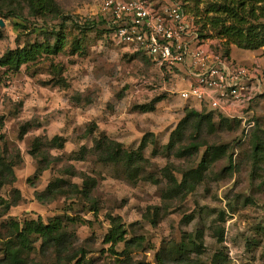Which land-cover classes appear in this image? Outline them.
<instances>
[{
    "label": "rangeland",
    "instance_id": "1",
    "mask_svg": "<svg viewBox=\"0 0 264 264\" xmlns=\"http://www.w3.org/2000/svg\"><path fill=\"white\" fill-rule=\"evenodd\" d=\"M56 1L60 19L31 16L24 4L0 2V58L36 43L53 45L57 34L64 37L63 49L55 55L15 72L0 68V157L17 178L0 189V198L12 203L16 191L21 194L9 211L0 206V264L9 220L38 217L45 223L63 218L75 236L73 253L83 250L88 264H160L159 255L167 264H177L170 257L172 247L199 232L203 244L192 254L198 264H264V157L256 158L253 152L255 132L264 144V93L250 108L248 119L256 120L251 134L242 124L221 129L220 118L214 116L215 130L204 127L196 134L194 121L180 143H200L199 152L184 157L176 150L167 152L163 148L187 109L201 110L199 104L180 98L179 91L186 88L182 72L164 71L144 52L119 44L103 12L104 0ZM159 1L186 6L185 12L202 26L206 17L218 16L208 11L219 0H203L200 6ZM205 34L222 44L210 25ZM233 47L230 61L255 70L264 86V49ZM147 134H154L150 141L156 139L144 152L150 167L132 179L124 166L102 162L94 148L95 140L105 135L127 150H137ZM211 146L225 152L196 190L164 200L169 173L181 182ZM156 150L160 153L154 155ZM87 180L95 181V202L69 189L70 184L82 189ZM50 183L59 184L61 193L41 204L36 194ZM113 219L124 226L130 242L114 251L105 243ZM43 253L36 243L29 260L71 264L59 262L52 252Z\"/></svg>",
    "mask_w": 264,
    "mask_h": 264
},
{
    "label": "trees",
    "instance_id": "2",
    "mask_svg": "<svg viewBox=\"0 0 264 264\" xmlns=\"http://www.w3.org/2000/svg\"><path fill=\"white\" fill-rule=\"evenodd\" d=\"M5 1L0 0V2ZM11 1L24 4L31 16L45 17V19L49 17L60 19L63 16L62 10L56 0ZM182 1L185 3L190 1L195 2L196 6H200L203 2V0ZM182 8L186 10V6L183 5ZM208 13H215L218 16L212 18L206 17L203 26L199 23V20H197V24L205 36H207L205 29L209 25L216 31L219 41L222 42L218 50L228 59H230L233 46L251 52L264 49V0H219L217 4L212 5ZM60 35L57 34L56 43L53 45L47 41L45 43H36L25 46L24 48L8 51L0 58V68L13 72L19 71L22 67L35 63L44 56H51L61 52L64 46V37L61 38ZM199 106L201 107L200 111L195 108H191V110L187 109L185 118L171 134L169 143L164 146L163 150L167 152L176 150L179 157L193 155L194 152H199L203 147L200 143H192L184 147L180 145L185 138L188 128L194 121L197 123V126H195L196 134L204 127L212 131L215 130L216 126L213 123L214 116L220 118L221 129L229 128L231 125L242 124L238 120H230L222 115L215 114V112L206 106L200 104ZM253 121L255 122V126L246 134H251L255 131L256 120L253 119ZM150 136L154 137V134L145 135L137 150H127L122 144L110 140L105 135L95 140L94 148L102 162L124 166L128 176L132 179L150 167V160L144 155L149 145L156 143L155 138L150 141ZM253 138V152L255 157H264L263 140L256 132ZM58 140L61 143L60 138L54 139V141ZM37 145L38 141L35 144V149ZM84 150L86 149L84 148ZM223 152H225V148L223 147H208L198 168L184 173L181 182L169 173L170 188L164 193L163 199L170 200L175 195L194 192L205 173L210 169L212 163ZM159 153L160 150H156L153 154L157 155ZM44 171V168L40 169L35 177L38 178ZM16 180L14 168L0 157V189L6 185L14 184ZM152 180L156 181L154 178ZM94 183V180H87L83 183L82 189H79L73 184L68 186L71 191L77 189L76 192L81 194L87 202H95V200L91 199ZM59 192V184L50 183L44 192L36 194V200L41 204L51 203L55 201ZM20 195V192L17 190L16 198L12 203L4 198H0V206L4 207L6 211H9L17 203L16 199ZM71 221L75 223V220ZM153 223L156 225L155 221ZM5 226L9 234L2 246L3 260H1V264H40L29 260V256L35 251L36 243H40V247L44 252L43 254L52 252L61 263L88 264L87 262H83L85 259V252L83 250L73 253L72 239L75 236L68 231V225L61 217L53 218L47 223L41 217L23 222L11 219ZM126 235L127 232L124 226L116 219H113L112 228L105 238V243L110 244L113 251L119 244L124 243L128 246L130 242L126 240ZM223 235L224 233H222L221 239H223ZM202 244L203 234L200 232L195 236L185 235L178 245L172 247V256L170 257L177 264H198V260L193 258L192 254L197 253L198 245ZM81 256L82 258L79 259ZM159 261L160 264H167L162 255H159Z\"/></svg>",
    "mask_w": 264,
    "mask_h": 264
},
{
    "label": "built area",
    "instance_id": "3",
    "mask_svg": "<svg viewBox=\"0 0 264 264\" xmlns=\"http://www.w3.org/2000/svg\"><path fill=\"white\" fill-rule=\"evenodd\" d=\"M103 12L119 44L144 52L164 71L182 72V100L242 122L246 133L255 126L248 116L264 93L262 80L255 70L225 57L195 17L176 5L156 10L150 0H104Z\"/></svg>",
    "mask_w": 264,
    "mask_h": 264
},
{
    "label": "crops",
    "instance_id": "4",
    "mask_svg": "<svg viewBox=\"0 0 264 264\" xmlns=\"http://www.w3.org/2000/svg\"><path fill=\"white\" fill-rule=\"evenodd\" d=\"M153 6L156 8V10H159L163 7V3L158 0L156 2H153Z\"/></svg>",
    "mask_w": 264,
    "mask_h": 264
}]
</instances>
